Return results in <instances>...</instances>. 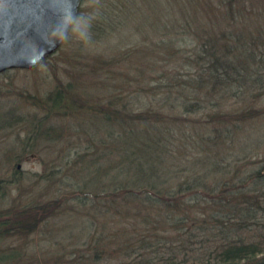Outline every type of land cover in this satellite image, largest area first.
Instances as JSON below:
<instances>
[{"label": "trees", "instance_id": "16d2710c", "mask_svg": "<svg viewBox=\"0 0 264 264\" xmlns=\"http://www.w3.org/2000/svg\"><path fill=\"white\" fill-rule=\"evenodd\" d=\"M125 7L123 0H110L96 12L90 31L114 30L113 22ZM80 18L81 9L77 21ZM174 20L172 25L167 18L159 30L161 39L142 49L152 73L162 70L161 77L169 83L158 86L152 82L155 76L138 78L139 85L136 78L133 81L137 92L166 94L167 105L177 115L127 112L117 106L121 95L94 104L77 97L73 85L56 87L43 106L45 119L61 109L67 119L83 110L100 113L106 121L126 126L117 132L118 140L125 134L130 140L113 149L120 159L113 168L131 178L114 182L116 190L95 195L101 234L80 260L69 264H100L106 259L119 264H264V159L257 163L250 158L253 151L243 152L235 143L236 133L264 118V108L256 107L264 101V0H195ZM156 25L151 22L150 27ZM123 45L116 51L113 47L111 58L93 56L95 64H88L86 76H105L97 80L106 92L132 85L133 76L123 63L137 51L123 50ZM162 62L166 64L160 66ZM242 103L245 108L238 107ZM201 110L207 119L188 130L185 115ZM63 128H48L46 137L61 140ZM188 153L193 158L187 165L179 163ZM80 157L74 164L82 162ZM78 199L85 203V198ZM60 201L0 210V240L16 236L26 241L60 208ZM108 220L113 228H107ZM196 231L203 235L200 248L211 250L208 260L194 258L199 250L186 245ZM164 233H174L179 244H168ZM179 249L186 258L179 260ZM3 251L0 264H31L21 252Z\"/></svg>", "mask_w": 264, "mask_h": 264}, {"label": "rangeland", "instance_id": "374dc122", "mask_svg": "<svg viewBox=\"0 0 264 264\" xmlns=\"http://www.w3.org/2000/svg\"><path fill=\"white\" fill-rule=\"evenodd\" d=\"M194 1L123 0L126 7L118 20H114L115 29L94 34L90 31L93 25L91 21L97 18L96 12L105 9L110 0H83L81 18L75 22L67 39L55 54L36 69H12L0 73V210L36 206L55 199L62 201L60 208L26 241L9 236L0 240V250L21 252L31 264H69L72 260H80L87 253L102 229L95 195L103 196V192L116 190L118 187L114 186V182L123 183L131 178L128 174H118L117 169L113 168L120 160L113 149L123 141L130 143L129 135L125 134L123 141L118 140L117 132L124 130L126 126L108 122L97 112L83 110L76 118L67 119L65 111L61 109L53 118L45 119L47 110L43 106L49 104V95L56 87L73 85L75 91L72 92L77 93V97L82 100L87 98L94 104H106L108 100L104 98L107 96L121 95L122 104L118 103L117 106L121 109L126 107L127 112L150 110L177 115V110L174 111L167 105L166 94L160 92L155 96L148 92H137L134 87L142 84L138 78L144 81L146 77L152 76L155 77L151 81L158 86L169 83L161 77L162 70L152 73L149 66L151 62L145 61L147 57H144L145 51L142 52V49L161 39L159 30H163L162 25L167 18L175 25V17L191 8ZM189 12L193 13L191 9ZM151 22L157 25L150 27ZM117 43L119 44L116 45ZM121 45L124 46L123 50L132 48L137 51L134 59L130 58L123 63V66L126 65L124 69L133 76L132 85L123 91L106 92L102 83H99L105 76L97 75L99 81L96 76L91 79L85 73L91 70L88 64H95L91 60L93 56L103 54L111 58ZM165 64L166 62H162L160 66ZM122 84L120 81L116 84L118 89H121ZM245 106L243 103L238 105L239 108ZM256 107L264 108V101ZM185 116L189 120L186 122L188 130L195 122L207 119L203 110ZM66 126L68 128L64 129ZM50 127L63 128V138L55 141L46 137ZM235 143L243 152L253 151L250 158L257 163L261 162L260 159H264V118L236 133ZM80 156L83 158L82 162L74 164L77 158L81 159ZM181 157L185 158L179 163L187 165L193 155L188 153ZM179 176H185V173ZM82 190L87 199L84 194H80ZM79 197L85 198V203L80 204ZM105 224L108 229L114 226L110 220ZM201 233L196 231L194 235H190L191 239L186 245L199 250L193 253L196 256L194 258L208 260L211 250L200 248L203 241ZM164 234L168 237V244H179L174 233ZM111 250H106V253L110 254ZM179 250V260L186 258L185 252ZM189 256L187 258L193 259V255ZM100 264L119 263L106 259Z\"/></svg>", "mask_w": 264, "mask_h": 264}, {"label": "water", "instance_id": "95a60500", "mask_svg": "<svg viewBox=\"0 0 264 264\" xmlns=\"http://www.w3.org/2000/svg\"><path fill=\"white\" fill-rule=\"evenodd\" d=\"M83 0H0V73L33 70L70 34Z\"/></svg>", "mask_w": 264, "mask_h": 264}]
</instances>
